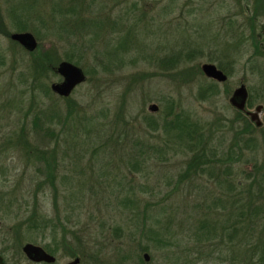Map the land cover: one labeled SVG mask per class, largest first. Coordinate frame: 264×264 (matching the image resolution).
Masks as SVG:
<instances>
[{
	"label": "rangeland",
	"instance_id": "1",
	"mask_svg": "<svg viewBox=\"0 0 264 264\" xmlns=\"http://www.w3.org/2000/svg\"><path fill=\"white\" fill-rule=\"evenodd\" d=\"M49 1L62 8L61 18L108 25L97 38L91 25L69 38L64 32L53 36L50 25L43 23ZM75 1L0 0L8 33L7 37L0 31V197L7 194L0 199L4 264H32L20 251L25 243L49 246L54 264H65L74 256L81 258V264H144L143 253L149 256L148 264L192 261L194 254L187 251L192 225L205 211L208 193L225 192L223 186L215 188L213 176L222 172L228 153L238 154L226 164L234 182H245L247 173L254 178V171L264 178V56L254 55L260 53L252 52L245 31V39L232 54L226 81L219 84L200 71L203 63L216 66L210 62L214 49L194 52L205 30L221 39L227 31L226 18L242 23L239 6L244 1L78 0L91 2L79 15L67 12ZM14 18H20L16 23L31 24L39 37L16 31ZM113 19L121 28L110 29ZM259 20L264 23L261 16ZM128 28L135 45L119 58L106 59L109 46L114 47ZM19 32H29L37 43L33 52H49L52 60H58L56 65L71 53L84 82L66 99L42 93L40 87L48 89L60 77L53 70L40 83L32 80L27 73L30 54L9 40L11 33ZM88 40L91 44L85 43ZM123 44H130L129 38ZM170 51H182L180 60L162 66L160 60ZM210 83L215 92L201 99ZM240 85L249 100L244 109L252 112L261 106L260 128L244 130V120L228 103ZM150 105L156 111L150 112ZM176 113L195 121L207 135L216 152L215 175L178 178L190 153L171 143L168 122ZM35 115L44 123L42 131L33 127ZM20 133L31 149L53 155L58 165L55 190L46 186L36 194L37 209L51 227L42 233L31 231L35 242L26 238L24 224L17 225L24 218H14L24 210V202L29 198L31 202V183L42 181L30 164L35 153L29 150L25 155L22 142L17 144ZM8 199L13 204L10 216L4 212Z\"/></svg>",
	"mask_w": 264,
	"mask_h": 264
},
{
	"label": "trees",
	"instance_id": "2",
	"mask_svg": "<svg viewBox=\"0 0 264 264\" xmlns=\"http://www.w3.org/2000/svg\"><path fill=\"white\" fill-rule=\"evenodd\" d=\"M242 1H244V5L239 6V11L243 16L242 23L236 24V20L226 18V24L223 26L226 27L227 31L224 33L223 38L218 39L216 37L218 34L208 35V31L205 30L199 42L196 43L197 48L194 50L195 53H201L203 49L213 48L214 53H212V55L215 54V56L213 55V57L210 58V62L216 63L217 68L224 74L230 71L232 54L235 52L234 49L236 44L238 45L242 39H245V31L249 36L252 52L260 53L254 55L264 56V23L261 24L259 20L260 16L264 20V0ZM49 3H51L50 12L43 18V23L47 24V26L50 25L52 30L51 34H54L53 36L59 32H64L67 38H69L70 36H75L73 33H80L83 29L85 30L87 27L90 28L89 25H91L95 31L93 38H97L100 36L99 33L101 30L108 25L107 22L104 23L102 21H84L80 17H75L73 20L61 18L62 8L59 4L56 5L52 1H49ZM90 3L91 2L86 3L85 1L77 0L72 2L71 5L69 4L67 12L72 14L77 12L79 15V11H82V9L90 8ZM32 14L38 16V14ZM2 18L0 11V31H2L4 36L8 37ZM14 19L16 31H31L39 37L31 24L23 21L16 23L20 18ZM110 23V29H114L116 26V28H121L120 23L116 22L115 19ZM130 31L132 30L128 28L121 36H118L114 47L105 43L109 46V51L105 52L106 59H114V57L119 58V53L126 51L134 44V39L130 38ZM127 38H129L130 44L124 45L123 42ZM85 43L91 44L90 40L85 41ZM26 53L31 56L30 65L27 67V73H29L33 81L40 83L39 80L46 72H53L55 69L58 60H52L49 52ZM189 53L190 52L186 53V58ZM180 56H182V51L177 53L170 51L169 55L160 60V64L162 66L171 67L178 63V60L181 58ZM71 57L74 58L71 53L66 56V62H73V65L76 66L77 62L72 61ZM40 88L42 93L45 95L49 94V88L47 89L45 86ZM214 88L215 84L213 83L205 87L207 93L202 92L200 96L201 99H207L209 96H212V93L215 92ZM248 101L249 100L246 99V107H248ZM67 114L70 115V112H67ZM237 116L239 119L244 120L243 125L246 131L248 129L251 130V128L261 127H256L247 117H242L240 113H237ZM36 126H38L41 131L43 130L44 123L41 122L40 117L37 115H35L33 119V127L36 128ZM168 127L171 132L170 134H172L171 143L174 144L175 142L178 147H182L190 153V157L185 163L184 170L178 178L186 180L198 174H214L213 159L214 156H216V152L215 150H211L209 139L207 135L201 132V127L196 124L195 121H190L183 113H176L173 118L169 120ZM21 142L23 148H25V155L30 154L29 150H32V152L36 154L30 156V164L35 167L36 172L42 177V181L31 183L30 186H32V191L30 189L31 192H28V195L31 197V202L30 198L27 202H24V210L21 213H17L14 218H24L21 222L17 223V225L23 226L24 224V228L28 234L26 238L30 242H35L36 238L31 235V231L35 230L42 233L46 232L51 227V225H49V220L41 215L37 209L36 194L37 191L43 190L46 186L55 190L54 180L56 178L58 165L53 155L47 154L46 151H39L35 148L31 149L29 144L26 143V140L22 138V133L18 136L17 144L20 145ZM232 156H238V154L236 152H229L224 160L225 164H221L224 165L222 172H218L217 174L215 172L216 176H213L215 188L219 190V188L222 189L223 186L224 189L222 190L225 192L221 191L218 195L211 194L212 192L208 193L209 199L203 206L205 211L202 212L200 218L193 222V228L190 232L193 239L187 251L190 250V252L194 254V256H192L193 260H184L182 264H225V262L233 264L237 262L236 259L239 261L237 263L240 264H264V178L263 176L259 177L254 171L256 175L254 178L250 173H247L243 177L245 182H234L229 176L230 166L226 165L230 163L229 159ZM135 164L137 165V163ZM254 170L257 169L254 167ZM6 195L7 194L1 195L0 199L3 200V196ZM6 203L7 204H4V212L10 216L13 204L9 199ZM44 248L47 252H50L49 246L44 245ZM239 258L241 260H239ZM185 259H187L186 256Z\"/></svg>",
	"mask_w": 264,
	"mask_h": 264
},
{
	"label": "water",
	"instance_id": "3",
	"mask_svg": "<svg viewBox=\"0 0 264 264\" xmlns=\"http://www.w3.org/2000/svg\"><path fill=\"white\" fill-rule=\"evenodd\" d=\"M9 40L20 46L28 53L33 52L37 46L36 40L29 32L11 33L9 35ZM200 71L205 78L216 83L221 84L226 81V75L211 63H203L200 66ZM54 72L60 77L61 80L57 83H51L49 85V90L51 93L60 98H67L74 88L82 84L85 80L82 70L66 61L59 62L54 69ZM246 99V90L243 85H240L233 90L230 98L228 99V103L233 109L242 112L256 127H259L261 124L258 119V114L261 112V106H256L252 112H247L244 109ZM148 110L150 112H154L156 111V106L150 105ZM20 251L22 255L29 261L46 263L54 261V258L51 255L43 252L39 246L30 243H25L21 247ZM141 257L144 264L149 262L148 254L143 253ZM76 263L77 259H74L68 264ZM0 264H3V259L1 256Z\"/></svg>",
	"mask_w": 264,
	"mask_h": 264
},
{
	"label": "flooded vegetation",
	"instance_id": "4",
	"mask_svg": "<svg viewBox=\"0 0 264 264\" xmlns=\"http://www.w3.org/2000/svg\"><path fill=\"white\" fill-rule=\"evenodd\" d=\"M56 68V67H55ZM61 80V79H60ZM59 80V81H60ZM237 113H240L241 114V116L242 117H246L242 112H239V111H237V110H235ZM40 247V246H39ZM41 249H42V251L43 252H45V253H47V254H49V255H51L50 254V252H47L46 250H45V248L44 247H40ZM1 256V255H0ZM52 256V255H51ZM53 258H54V261H52V262H50V263H46V262H33V261H29L28 259H26L25 257V259L28 261V262H30V263H32V264H54L55 263V261H56V259H55V257L54 256H52ZM2 258V257H1ZM74 259H77V263L76 264H81V258L80 257H78V256H74V257H71V260L70 261H68V262H66L65 264H68V263H70L72 260H74ZM3 264H4V261H3ZM148 264V263H147Z\"/></svg>",
	"mask_w": 264,
	"mask_h": 264
}]
</instances>
